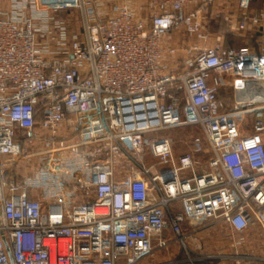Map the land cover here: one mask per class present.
<instances>
[{"label": "built area", "instance_id": "2783aa9c", "mask_svg": "<svg viewBox=\"0 0 264 264\" xmlns=\"http://www.w3.org/2000/svg\"><path fill=\"white\" fill-rule=\"evenodd\" d=\"M223 1L148 0L142 18L0 0V264H139L184 245V223L264 229V1L237 25L257 29V48L164 44L179 30L203 38L202 16ZM71 10L85 13L80 34L53 17ZM183 127L202 133L208 171H196L199 140L175 155L152 136ZM30 160L31 175H11Z\"/></svg>", "mask_w": 264, "mask_h": 264}, {"label": "rangeland", "instance_id": "374dc122", "mask_svg": "<svg viewBox=\"0 0 264 264\" xmlns=\"http://www.w3.org/2000/svg\"><path fill=\"white\" fill-rule=\"evenodd\" d=\"M87 5H91L95 9H101L102 12L108 14L110 12V6L117 5L119 7L126 6L129 9L133 10L137 16L146 17L145 6L148 3V0H84ZM261 2V1H260ZM96 3V4H95ZM258 5L259 0H258ZM259 7V6H258ZM85 13L82 10H71L66 12L54 13L53 17L56 19H60L64 21L67 25L68 31L70 34H80L82 31V25L84 20ZM215 28L219 33L224 31V26L220 21L216 22ZM214 28V27H213ZM182 31V32H181ZM184 30L176 31L179 35L180 40H186L185 43L193 42L195 39H198L195 36L188 35L186 33L183 34ZM213 32V31H211ZM186 34V35H185ZM212 36V35H211ZM213 37L209 39H205L200 42L197 41L200 45L211 44ZM199 40V39H198ZM215 41V40H214ZM180 44V43H179ZM194 44V43H192ZM223 46L233 48H239L241 46L240 42L234 38L232 41H226L223 43ZM180 48L182 46H179ZM153 137H165L171 139L173 142V151L174 154H179L181 152H189L191 150L190 142L192 139H197L201 142L202 153H197L195 156V160L197 161L196 171L198 173L206 172L209 170L207 165V157L208 154H205V151L208 148V145L203 140L202 133L196 127H183L178 129L165 130L157 133H153ZM155 159H152L150 156L146 157V164H150L155 162ZM36 163L33 160L29 162H25L24 164H19L16 170H24L26 173H30L33 168H35ZM210 222V225L201 228L200 230H194L199 226H188L187 229L183 231L184 233V245L180 242L172 239V242L169 248L165 251H162L158 254V256L168 257L172 256L173 260L166 261V264H176V261L179 259H183L187 261L189 264H223L225 262H232L235 264L236 259V250L241 245V240L236 233L231 232L223 223L216 221H205L203 224H207ZM168 255V256H167ZM157 254L153 258H158ZM249 260H262L255 256H246L244 257ZM153 260V261H155ZM264 261V260H263ZM244 264L247 262L243 260Z\"/></svg>", "mask_w": 264, "mask_h": 264}, {"label": "crops", "instance_id": "0c3cea01", "mask_svg": "<svg viewBox=\"0 0 264 264\" xmlns=\"http://www.w3.org/2000/svg\"><path fill=\"white\" fill-rule=\"evenodd\" d=\"M263 1L264 0H259L260 4L258 5L257 4L258 0H252L250 5L248 6V8L245 10L239 6V4L236 0H226V1H223L220 3H217L213 7L209 8V11L206 15L202 16V35H203L202 37L203 38H201V39L198 38L199 40L195 39L192 42L194 44H192L191 42L185 43L186 40H180L179 35L176 33V31H173L169 36H167L164 39V44L165 45L170 44V45H173L174 47L179 48V46H184V45H188V46L195 45V44H198V43H195L197 41L202 42L205 39H209L210 37H213L212 43L208 44V45L205 44V45L206 46H217L224 52H227L229 50H238V49L243 48V47L257 48L258 39H259V33H258L257 29L252 28L249 25L246 28V30L239 31L237 29V25H238L239 21L241 20L243 14H245L247 16L257 15L259 13L261 7H262ZM218 21H220V23H222V25L225 27L224 31L222 33H219L217 31V28H215V26H217L216 22H218ZM211 31H213V32H211ZM184 33H186V32L183 31V34ZM186 34H188V33H186ZM188 35L195 36L192 34H188ZM234 38H236L241 44V46L238 49L233 48L232 46H229V47L223 46L224 42L232 41ZM208 83L210 86L213 85L212 76L209 77ZM218 95L226 107H231L233 101L237 98L235 93H233L232 90L229 88L219 89ZM184 153H187V152H184ZM180 154H183V152L179 153L178 155H180ZM205 154L206 155L208 154V156H209V149H207L205 151ZM175 155H177V154H175ZM34 169L35 168H33L29 174L26 173V171H24V170L14 169L12 171L11 175L15 178L31 175L34 172ZM38 194H39L38 192H33V196L35 198L38 197ZM208 225H210V222L207 223L206 225L205 224H203V225H201V224L189 225L187 223H184L183 231L185 229H187L188 226H199L198 228L196 227L194 230L190 231V232H193V231H196L198 229L200 230L201 228L208 226ZM223 226H225L231 232L233 231V229L230 226H228L226 224H223ZM234 233H236V232H234ZM236 234L240 238H242V240L240 241L241 245L236 250V254H237L236 256L237 257L255 256V257H258V258L264 260V229H262L261 227H259L256 224H253L245 232H243L241 234H238V233H236ZM163 236L165 238H168V239L173 238V236L169 230H165L163 232ZM160 252H162V251H159L156 253L157 256ZM173 259H175V258H173L172 256H168V257H164V258L162 257V259H161V256L159 255L158 258H156V260L148 258V259L143 260L139 264H166L165 260L170 261ZM153 260H155V261H153ZM233 262L234 261L225 262L223 264H234ZM176 264H189V263L183 259H179L178 261H176ZM217 264H220V263H217Z\"/></svg>", "mask_w": 264, "mask_h": 264}, {"label": "water", "instance_id": "95a60500", "mask_svg": "<svg viewBox=\"0 0 264 264\" xmlns=\"http://www.w3.org/2000/svg\"><path fill=\"white\" fill-rule=\"evenodd\" d=\"M238 97H240V95L238 94ZM169 178H171V177H169ZM169 178H167V179H169ZM166 179V180H167ZM7 253H8V255L10 256V252L7 250Z\"/></svg>", "mask_w": 264, "mask_h": 264}]
</instances>
